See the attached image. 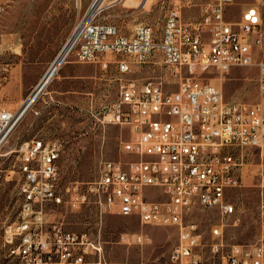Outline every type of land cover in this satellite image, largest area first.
I'll return each mask as SVG.
<instances>
[{"label": "built area", "instance_id": "2783aa9c", "mask_svg": "<svg viewBox=\"0 0 264 264\" xmlns=\"http://www.w3.org/2000/svg\"><path fill=\"white\" fill-rule=\"evenodd\" d=\"M12 1L0 0V26ZM98 1H90L52 64L66 50L64 62L72 57L113 76L118 98L106 111L102 107L101 123L119 122L128 138L121 141L120 158L103 163L94 182L66 188V201L60 143L40 137L22 142L15 150L22 201L16 221L1 236L7 255L20 264H101L102 247L93 234L65 232L48 218L52 207L66 202L72 211L94 205L101 213L135 217L141 226L176 227L167 261L139 264H264L261 166L254 242L228 243L224 236L227 226L241 222L237 191L246 157L264 158V61L255 62L264 39V3L245 6L235 21L230 20L234 0H210L196 19H185L184 6L174 4L161 29L140 23L125 35L100 19L105 8L125 0L95 7ZM254 65L257 104L224 102L221 88L201 79L204 73L223 77ZM135 70L150 75L126 78ZM154 74H164V82H154ZM22 107L0 109V151L25 114ZM196 207L218 215L208 244H202L197 225L186 222ZM145 242L143 233L132 236L134 244Z\"/></svg>", "mask_w": 264, "mask_h": 264}, {"label": "rangeland", "instance_id": "374dc122", "mask_svg": "<svg viewBox=\"0 0 264 264\" xmlns=\"http://www.w3.org/2000/svg\"><path fill=\"white\" fill-rule=\"evenodd\" d=\"M91 0H13L0 26V109L16 110L30 96L57 54L64 47L75 25ZM210 0H153L140 3L125 0L100 13L103 22L116 25L129 35L134 26L148 24L161 29L166 11L174 4L184 6L185 19H196L199 7ZM256 0H234L231 21ZM110 0H106V6ZM264 3V0H262ZM264 61V39L255 54V62ZM71 66L76 79L51 80L25 112L21 121L0 151V264H20L7 255L1 241L3 230L16 221L22 197L19 192V145L33 138L58 141L61 145L60 188L63 194L73 183H90L99 177L103 163L120 158L121 141L126 140L124 126L104 124L102 107L109 109L118 98V82L103 76L98 66L76 63ZM88 75V76H86ZM150 75L135 70L126 76L131 80ZM256 66L233 69L225 76L204 73L201 79L222 90L223 101L259 103ZM264 109V104H263ZM101 113V114H100ZM264 172V158L259 153L246 157L242 188L237 191L242 212L237 227L224 229L226 242L252 244L257 234V208L260 193L257 174ZM66 201L67 196L64 194ZM51 220L65 232L93 234L103 251L101 264H139L166 262L174 247L176 227L141 226L135 217L101 213L94 205L72 211L64 202L49 211ZM218 215L212 210L193 208L186 222L197 225L202 244H208L210 229ZM143 233L149 242L132 243V236ZM127 236L128 240L123 241ZM206 246L202 251H206Z\"/></svg>", "mask_w": 264, "mask_h": 264}, {"label": "bare ground", "instance_id": "6f19581e", "mask_svg": "<svg viewBox=\"0 0 264 264\" xmlns=\"http://www.w3.org/2000/svg\"><path fill=\"white\" fill-rule=\"evenodd\" d=\"M105 1H106V0H99V1L97 2V4L95 5V7L103 6L104 3H105ZM142 3H145V2H142ZM65 54H66V50L63 51V52L60 54V56L58 57V59L56 60V62L54 63V65H52V66L50 65L51 68H50V70L48 71V73H47V75H46L44 81L42 82V83H44L43 87H42L41 90L37 93V95H36L35 97L31 96V97L29 98L28 102L31 100V102L29 103V106L31 105V103L34 102V100H35V99L38 97V95L42 92V90L44 89V87L49 83V81L51 80V78L54 76V74H55V72H56L58 66H60V64H61L62 62H64L63 59H64V57H65ZM48 69H49V68H48ZM46 72H47V71H46ZM154 82H164V74H154ZM39 87H40V86H39ZM39 87L36 89V91L39 89ZM36 91H35V92H36ZM35 92H34V93H35ZM23 105H25V104H23ZM29 106L25 109V111L29 108ZM22 108H24V106H23ZM24 113H25V112H24ZM112 124H114V125H119V122H112ZM11 133H12V132H9V133H8V138H9V136L11 135ZM126 240H128V238H127V236H124V237H123V241L125 242ZM125 243H126V242H125Z\"/></svg>", "mask_w": 264, "mask_h": 264}, {"label": "crops", "instance_id": "0c3cea01", "mask_svg": "<svg viewBox=\"0 0 264 264\" xmlns=\"http://www.w3.org/2000/svg\"><path fill=\"white\" fill-rule=\"evenodd\" d=\"M74 62H72V61H66V62H62L61 64H60V66H58V68H57V70H56V72H55V74H54V76L51 78V80H53V78H57V79H67V78H71V79H76L77 77H79L77 74H74V71H73V69H71V66H69V65H71V64H73ZM51 64H52V62H51ZM51 64H49V65H51ZM50 67V66H49ZM86 76H88V75H86ZM50 80V81H51ZM49 81V82H50ZM47 86V85H46ZM36 100V99H35ZM34 100V101H35ZM25 103V102H24ZM23 103V104H24ZM23 104H21V106L23 105ZM33 103H31V105H32ZM30 105V106H31ZM21 106H19L18 108H20ZM30 106H29V108H30ZM17 108V109H18ZM28 108V109H29ZM27 109V110H28ZM26 110V111H27ZM25 111V112H26Z\"/></svg>", "mask_w": 264, "mask_h": 264}, {"label": "water", "instance_id": "95a60500", "mask_svg": "<svg viewBox=\"0 0 264 264\" xmlns=\"http://www.w3.org/2000/svg\"><path fill=\"white\" fill-rule=\"evenodd\" d=\"M52 65H54V63L52 64ZM51 65V66H52ZM51 66L49 67V69L47 70V72L44 74V76L42 77V79L38 82V84L35 86V88H34V90L32 91V93L30 94V96L28 97V99L25 101V105H23L24 106V108H22V111L24 112L25 111V109L29 106V103L31 102V100L28 102V100H29V98L31 97V96H33V97H35L36 95H37V93L41 90V88L43 87V85H44V83H42L43 81H44V79H45V77H46V75H47V73H48V71L50 70V68H51ZM40 86V87H39ZM39 87V89L36 91V89ZM36 91V92H35ZM35 92V93H34Z\"/></svg>", "mask_w": 264, "mask_h": 264}]
</instances>
